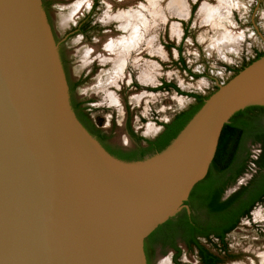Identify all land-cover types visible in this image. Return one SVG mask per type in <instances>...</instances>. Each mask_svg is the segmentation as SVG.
Instances as JSON below:
<instances>
[{
    "label": "water",
    "instance_id": "95a60500",
    "mask_svg": "<svg viewBox=\"0 0 264 264\" xmlns=\"http://www.w3.org/2000/svg\"><path fill=\"white\" fill-rule=\"evenodd\" d=\"M264 107V55L162 152L124 161L80 122L42 0H0V264H147L207 176L225 125Z\"/></svg>",
    "mask_w": 264,
    "mask_h": 264
},
{
    "label": "rangeland",
    "instance_id": "374dc122",
    "mask_svg": "<svg viewBox=\"0 0 264 264\" xmlns=\"http://www.w3.org/2000/svg\"><path fill=\"white\" fill-rule=\"evenodd\" d=\"M84 1L54 0L51 14L60 40L73 9H78ZM101 1L103 14L106 15L110 14V10L113 13L133 10L143 14L145 19L140 26L147 29L146 41L150 42L148 58L141 70L148 91L132 92L125 101L119 93L114 94V88H93L100 82V77L86 86L87 89L77 90V94L85 90L88 95L96 96L90 111L93 122L112 133V142L124 148L135 146L129 127L138 135L155 137L162 124L196 104V99L187 94L208 98L219 85L228 82L238 70L254 61L258 54H264V0H226V9L220 10L224 15L222 20L215 15L218 10L215 9L210 22L207 19L200 22L199 19L204 13V5L216 7L220 5L217 0H185L187 13L182 17L171 13L167 0L164 3L162 0H151L149 3L132 0V4H120L119 0ZM160 3L162 15L154 17L152 12ZM225 37L235 40L224 42ZM120 69L116 68L117 71ZM144 74L151 76L150 81L145 79ZM162 81L175 84L184 94L173 88L156 90ZM105 83L99 84L103 86ZM247 177V174L242 176L238 184ZM227 241L230 251L238 257L235 263L263 264L260 255L264 253V200L240 221ZM171 254L172 251H168L159 255L154 264H171ZM193 258L194 253L187 251L182 257L186 261Z\"/></svg>",
    "mask_w": 264,
    "mask_h": 264
},
{
    "label": "flooded vegetation",
    "instance_id": "af4514ba",
    "mask_svg": "<svg viewBox=\"0 0 264 264\" xmlns=\"http://www.w3.org/2000/svg\"><path fill=\"white\" fill-rule=\"evenodd\" d=\"M70 1L72 2L73 0ZM53 2L54 0H42L54 39L58 44L63 69L70 91V100L76 116L105 149L107 143L123 149L124 151L134 150L139 146L147 147L149 141L156 140L164 132L165 127L163 125L161 131L153 138L138 135L131 127H129L130 136L132 137L135 146L124 148L112 142V133L103 130L93 122L90 111L93 109L91 105L97 100L96 96H90L87 91L81 89L79 94H77L79 88H85L92 84L95 79H98V77H100V82H98L97 85H91L93 88L107 86H109L108 88H114V94L119 93L121 95L120 98H125V101H128V96L132 94V92L138 93V91H148L149 89L146 85L147 81L144 80L143 74L141 73L144 62L148 58V41H146L147 29L140 26L143 36L142 40H136L135 47L131 48L127 52V55H123L120 48L119 50L121 54L119 53L120 57L117 58V56H114L113 51L111 52L109 51V48H106L108 47L107 44H110L112 40L117 39V41H120L121 43L123 37H128L132 30L130 27L126 29L123 27L125 24V26H127V23L116 19V13H113V10H110V14L108 15L103 14L104 6L102 5L101 0H85L84 4H80L78 9H73L74 13L64 25L60 40L51 14ZM109 7H111V5ZM136 26L138 25L136 24ZM75 38L76 42L74 43L73 40ZM79 54L80 59H78ZM76 61H78L77 64ZM118 61H120V63ZM117 67L121 69L117 71ZM99 83H105V85L101 86ZM164 83L165 82L162 81L156 90H163L164 88L162 87ZM103 93H105V91ZM123 95H125V97ZM197 103L198 101L196 100V104ZM173 119L171 121H173ZM251 128L254 133L263 135L264 119L252 121ZM93 129L101 131L106 137V141H102L99 136L94 133ZM246 147L249 158L247 169L242 176L247 174L248 177L242 183L238 184L239 179L242 177L240 176L233 184L229 185L221 198L223 201L231 198L234 194L249 186L254 177L258 174L260 168L256 161L260 160L262 157L264 153V145L262 142L248 139L246 141ZM247 198V195L242 196V202L247 201ZM194 215L198 217L197 219H199L202 230L203 228H206L205 216L197 211L194 212ZM227 224L226 221L221 225L216 224L213 227L220 228L221 232H224L229 226ZM232 231L226 233L224 239H219L213 235L206 238L201 234H193L190 244L184 239L185 236L173 231H165L159 239L153 241L149 245V254L146 251L145 243L146 262L147 264H154V260L157 259L159 255L172 251L170 258L171 264H238L237 262H234L238 257L230 251L227 241V237ZM186 251L194 253L193 260L186 261L185 259H182Z\"/></svg>",
    "mask_w": 264,
    "mask_h": 264
},
{
    "label": "trees",
    "instance_id": "16d2710c",
    "mask_svg": "<svg viewBox=\"0 0 264 264\" xmlns=\"http://www.w3.org/2000/svg\"><path fill=\"white\" fill-rule=\"evenodd\" d=\"M264 54H258V59ZM251 61L250 63H252ZM248 63L247 65H249ZM245 65L244 67H246ZM243 67V68H244ZM240 70L237 71V73ZM164 89L173 88L180 94H184L173 83L165 82ZM194 97L198 103L190 109L176 114L173 121L162 124L164 132L154 141H149L147 147H138L134 150L124 151L110 144L105 145L106 150L113 156L124 161L143 160L146 156L166 149L171 142L184 129L191 118L203 106L207 99L197 94H187ZM257 119H264V107L251 106L237 112L230 123L225 125L217 149L216 156L211 164L210 170L203 181L198 183L186 204L190 211L183 209L176 217L168 220L158 227L146 240V251L149 254V245L160 238L165 231H173L185 236L184 239L192 241V235L201 234L206 238L213 235L224 239L225 234L234 230L244 217H248L253 208L264 200V153L260 160L256 161L259 166L258 174L254 177L249 186L234 194L231 198L223 201L221 198L226 188L233 184L247 169L249 156L247 155L246 141L253 139L262 142L264 145V134L254 133L251 122ZM102 141L106 137L97 129H93ZM256 132V131H255ZM223 183V185H222ZM247 195V201L242 202V196ZM202 213L206 218V228L200 227L199 219L194 212ZM227 221L228 228L221 232L220 228H214L216 224H223Z\"/></svg>",
    "mask_w": 264,
    "mask_h": 264
},
{
    "label": "bare ground",
    "instance_id": "6f19581e",
    "mask_svg": "<svg viewBox=\"0 0 264 264\" xmlns=\"http://www.w3.org/2000/svg\"><path fill=\"white\" fill-rule=\"evenodd\" d=\"M146 1L149 3L151 0H146ZM154 1H161V0H154ZM163 1H165V0H162L161 2H163ZM119 2H120V4H125L126 2L131 3L133 1L132 0H119ZM217 3L220 4V5H218L216 7L215 6L214 7L212 6L213 8L210 7L207 4L204 5V8H203V12L204 13H202V18L199 19L200 22L202 20L204 22H206V19H207V22H210L211 21V17H212V13L214 12L215 9L216 10L218 9L217 12H215V15H217L219 17V20H222V17H224V15L221 14V11H222L221 8L226 9L228 3L226 2V0H222V1L221 0H217ZM167 4H169V9L171 10V13L172 14H175L176 16L182 17V16H184L187 13V5H186V1L185 0H167ZM160 5H161V3L152 12L154 17H159V16L162 15ZM138 13L139 12H136V11H133V10H130V11H124V10L122 11V10H120L118 13L115 14V18L116 19L121 20V21L127 23V26H125L126 24L123 26L125 29L130 27L131 30H132L131 33H130V35L128 37L127 36L126 37H123V39H122L123 41L121 40L122 41L121 43H120V41L119 42L117 41L118 39L117 40H112L111 39L112 42L110 44H107L108 47H106V48H109V51H111V52L113 51L114 56H117V58L120 57V54H121L120 53V50H119L120 48H121L122 54L123 55H127L128 54L127 52L131 48H134L135 47L136 40L141 41L142 38H143L142 33H141V30H140V23L145 18L143 16V14L139 13L140 14L139 15ZM136 24L138 26H136ZM174 32L175 33L177 32L176 29L174 30ZM234 40L235 39L233 37H225V41L224 42H229L230 43L231 41L234 42ZM149 43H148V45H149ZM115 74H116V72H115ZM144 76H145V79L146 80L150 81L151 76H149L147 74L146 75L144 74ZM260 256H261L262 262L264 264V253L262 255H260Z\"/></svg>",
    "mask_w": 264,
    "mask_h": 264
}]
</instances>
